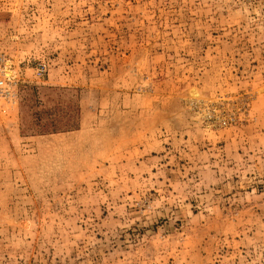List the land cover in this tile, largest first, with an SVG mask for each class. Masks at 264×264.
<instances>
[{
  "label": "rangeland",
  "instance_id": "1",
  "mask_svg": "<svg viewBox=\"0 0 264 264\" xmlns=\"http://www.w3.org/2000/svg\"><path fill=\"white\" fill-rule=\"evenodd\" d=\"M5 61L0 264H264V0H0Z\"/></svg>",
  "mask_w": 264,
  "mask_h": 264
},
{
  "label": "bare ground",
  "instance_id": "2",
  "mask_svg": "<svg viewBox=\"0 0 264 264\" xmlns=\"http://www.w3.org/2000/svg\"><path fill=\"white\" fill-rule=\"evenodd\" d=\"M4 76L7 77V79H11L14 77V70L11 69V64L8 61L4 62Z\"/></svg>",
  "mask_w": 264,
  "mask_h": 264
},
{
  "label": "built area",
  "instance_id": "3",
  "mask_svg": "<svg viewBox=\"0 0 264 264\" xmlns=\"http://www.w3.org/2000/svg\"><path fill=\"white\" fill-rule=\"evenodd\" d=\"M5 84V76L3 75V67L0 66V92L2 91V89L4 88Z\"/></svg>",
  "mask_w": 264,
  "mask_h": 264
}]
</instances>
